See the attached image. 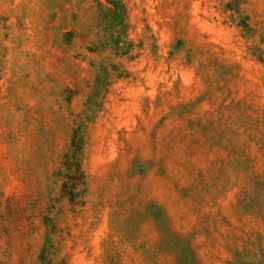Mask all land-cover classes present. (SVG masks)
<instances>
[{
	"label": "rangeland",
	"instance_id": "obj_1",
	"mask_svg": "<svg viewBox=\"0 0 264 264\" xmlns=\"http://www.w3.org/2000/svg\"><path fill=\"white\" fill-rule=\"evenodd\" d=\"M0 264H264V0H0Z\"/></svg>",
	"mask_w": 264,
	"mask_h": 264
}]
</instances>
